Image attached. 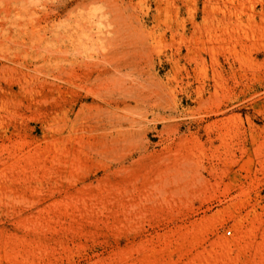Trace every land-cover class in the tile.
<instances>
[{"label": "rangeland", "instance_id": "obj_1", "mask_svg": "<svg viewBox=\"0 0 264 264\" xmlns=\"http://www.w3.org/2000/svg\"><path fill=\"white\" fill-rule=\"evenodd\" d=\"M0 264H264V0H0Z\"/></svg>", "mask_w": 264, "mask_h": 264}, {"label": "bare ground", "instance_id": "obj_2", "mask_svg": "<svg viewBox=\"0 0 264 264\" xmlns=\"http://www.w3.org/2000/svg\"><path fill=\"white\" fill-rule=\"evenodd\" d=\"M63 4H65V3H63ZM64 7H65V6H64ZM54 10H55V9H54ZM88 16H91V15L88 14ZM85 18H86V17H85ZM85 18H84V19H85ZM88 18H89V17H88ZM84 19H83V21H84ZM86 19H87V18H86ZM91 19H93V18H91ZM77 20H78V19H77ZM79 20H80V19H79ZM88 20H89V19H88ZM77 23H78V22H77ZM81 23H82V21H81ZM81 23H80V24H81ZM60 24H62V23H59V25H60ZM73 24L76 25V23H73ZM78 24H79V23H78ZM78 24H77L76 27H79ZM83 24H84V22H83ZM83 24H81V26H82V28L85 29V27H87V26H86L87 24L85 25V27L83 26ZM62 25H63V24H62ZM66 25L68 26V23H66L65 26H66ZM50 26L52 27V26H53V23H52V25H50ZM89 26H90V22L88 23V28H89ZM63 27H64V26H63ZM90 27H91V26H90ZM55 28H56V26H55ZM61 28H62V27H61ZM68 28H70V27L68 26ZM71 28H72V27H71ZM62 29H63V28H62ZM74 29H75V28H74ZM76 29H77V28H76ZM79 29H80V28H79ZM86 29H87V28H86ZM89 29H90V28H89ZM63 30H64V29H63ZM72 30H73V29H72ZM87 30H88V29H87ZM67 31L69 32V30H67ZM70 31H71V30H70ZM77 31H79V30H77ZM56 32H57V31H56ZM81 32H82V31H81ZM85 32H86V31H85ZM85 32H84V33H85ZM76 33H77V32H76ZM79 33H80V32H79ZM87 33H89V31H88ZM57 34H58V32H57ZM73 34H74V33H73ZM89 34H90V33H89ZM89 34H88L87 38L90 37ZM75 35H76V34H75ZM81 35H82V33H81ZM57 36H58V35H57ZM57 36H56V37H57ZM60 36H62L61 38H63V35H61V33H60V35H59L58 38H60ZM78 36H79V35H78ZM67 37H68V35H66V38H67ZM70 37H71V36H70ZM70 37H68V38H70ZM79 37H80V36H79ZM58 38H57V39H58ZM72 38H73V37H72ZM70 39H71V38H70ZM73 39H74V38H73ZM76 39H77V38H76ZM80 40H81V38H80ZM82 40H83V39H82ZM84 40H85V39H84ZM84 40H83V41H84ZM55 41H56V40H55ZM69 41H70V40H69ZM76 41H78V39H77ZM73 42H74V40H73ZM67 43H68V42H67ZM70 43H71V42H70ZM83 43H84V42H81V44H83ZM79 45H80V44H78V46H79ZM73 46H74V45H73ZM220 242H221L224 246H227V245H228L227 241L224 240V239H221Z\"/></svg>", "mask_w": 264, "mask_h": 264}]
</instances>
